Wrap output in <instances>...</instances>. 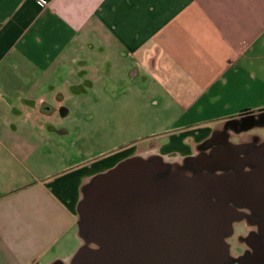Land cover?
<instances>
[{"label":"crops","instance_id":"crops-1","mask_svg":"<svg viewBox=\"0 0 264 264\" xmlns=\"http://www.w3.org/2000/svg\"><path fill=\"white\" fill-rule=\"evenodd\" d=\"M95 89L128 126L147 100L176 115L131 153L264 152V122L243 124L264 113V0H0V264H70L84 246V190L114 165L76 162L64 120Z\"/></svg>","mask_w":264,"mask_h":264},{"label":"water","instance_id":"water-1","mask_svg":"<svg viewBox=\"0 0 264 264\" xmlns=\"http://www.w3.org/2000/svg\"><path fill=\"white\" fill-rule=\"evenodd\" d=\"M168 169L159 157H134L95 176L79 204L80 234L95 247L70 264H226L228 203L252 191L242 167L162 178Z\"/></svg>","mask_w":264,"mask_h":264},{"label":"rangeland","instance_id":"rangeland-1","mask_svg":"<svg viewBox=\"0 0 264 264\" xmlns=\"http://www.w3.org/2000/svg\"><path fill=\"white\" fill-rule=\"evenodd\" d=\"M107 90L108 89H95L94 92L90 91V95H92L93 99H83L82 97L86 96L84 94L79 96L74 94L73 96V101L70 105L72 113L66 117L64 121L67 125L70 124L72 127L70 141H76V144L73 145V154L74 157H78L74 160H78L76 162H79L85 159L97 158L100 161L104 160L105 162H109L105 163V165H114L108 169L110 170L116 167L120 162L129 158L142 157L144 159H151L159 157L169 167L168 171L162 175V178H167L170 175L192 176L193 170L191 164L185 157L160 156L156 154L149 155L148 153H143L141 150H138V153L135 155H130L132 150L130 146L132 145L143 144L145 141L149 142L153 140L158 135H167L179 131L177 128L179 124L174 125L173 121L176 115H166L162 112L163 106L161 107V105L157 104L151 106L149 100H147L145 104L135 106V110H138V113L135 118L131 116V126H128L125 123L129 121L125 122L120 116L107 118L108 115H106V113L109 110L111 112L112 105L101 106L96 104L98 99L96 92L100 94L102 92H107ZM114 91L128 92V90H119V88L116 90L110 89V93ZM80 99L83 101V106H73V103L77 100L80 101ZM84 101L88 102L84 103ZM102 109L105 111V114L102 113ZM61 121L62 119L58 118V125ZM135 124H142V126L135 130L133 127ZM256 130L254 131L259 133L262 132V129ZM82 131H84L83 136L80 133ZM249 236L250 233L248 230H236L230 240L233 246L230 251L232 261H236L237 263V258L243 253L242 250L239 249V246L244 247L245 244L247 245V238ZM82 238L84 240V245L95 247L93 244H90L84 236H82Z\"/></svg>","mask_w":264,"mask_h":264},{"label":"flooded vegetation","instance_id":"flooded-vegetation-1","mask_svg":"<svg viewBox=\"0 0 264 264\" xmlns=\"http://www.w3.org/2000/svg\"><path fill=\"white\" fill-rule=\"evenodd\" d=\"M263 122L262 114L243 120L244 125L253 126ZM254 144L244 145L239 152L224 143L218 148L205 146L199 148L196 157L187 159L193 170L192 175L199 170L216 175H237V170L242 167V173L245 174L240 181L252 189L251 193L243 194L241 198L235 197L228 203L229 211H226L225 216L230 219V229L226 230L224 240L230 251L233 248L230 240L237 229L248 230L250 236L247 238V245L239 246L243 253L237 258V263L232 261L230 255L226 264H264V193L261 184L264 177L262 169L264 152ZM137 153L135 150L130 155ZM213 200L217 202L215 198Z\"/></svg>","mask_w":264,"mask_h":264},{"label":"trees","instance_id":"trees-1","mask_svg":"<svg viewBox=\"0 0 264 264\" xmlns=\"http://www.w3.org/2000/svg\"><path fill=\"white\" fill-rule=\"evenodd\" d=\"M262 115H264V113H262ZM252 116H249V117H246V118H244V120H247V119H249V118H251ZM262 124V123H261Z\"/></svg>","mask_w":264,"mask_h":264}]
</instances>
